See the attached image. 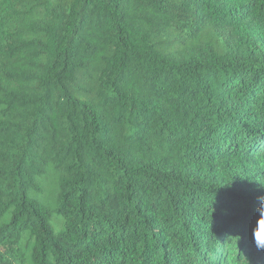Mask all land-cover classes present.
I'll return each mask as SVG.
<instances>
[{"label": "trees", "instance_id": "trees-1", "mask_svg": "<svg viewBox=\"0 0 264 264\" xmlns=\"http://www.w3.org/2000/svg\"><path fill=\"white\" fill-rule=\"evenodd\" d=\"M264 0H0V264H264Z\"/></svg>", "mask_w": 264, "mask_h": 264}, {"label": "snow or ice", "instance_id": "snow-or-ice-1", "mask_svg": "<svg viewBox=\"0 0 264 264\" xmlns=\"http://www.w3.org/2000/svg\"><path fill=\"white\" fill-rule=\"evenodd\" d=\"M260 239H261V242L264 243V237H261Z\"/></svg>", "mask_w": 264, "mask_h": 264}]
</instances>
